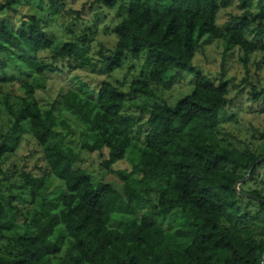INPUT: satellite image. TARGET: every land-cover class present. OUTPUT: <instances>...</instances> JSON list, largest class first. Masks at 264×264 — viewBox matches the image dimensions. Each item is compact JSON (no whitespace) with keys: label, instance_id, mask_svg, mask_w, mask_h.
Segmentation results:
<instances>
[{"label":"trees","instance_id":"trees-1","mask_svg":"<svg viewBox=\"0 0 264 264\" xmlns=\"http://www.w3.org/2000/svg\"><path fill=\"white\" fill-rule=\"evenodd\" d=\"M19 1L0 3V73L11 64L28 80L15 103L3 98L14 122L0 136V160L15 152L25 125L42 149L45 170L20 174L30 198L25 212L0 198V264H264V180L256 175L264 165V128L253 135L254 148L221 141L229 84L215 85L191 66L206 39L222 41L226 51L238 48L246 65L250 54L264 50L246 39L253 22L264 27V6L252 15L248 0H238L242 16L218 28L217 13L235 0H130L99 73L120 69L129 53L144 56L142 79L127 94L107 81L95 90L75 87L42 109L35 91L44 87L43 78L83 70L91 60L84 41L54 52L35 17L11 27L8 13ZM90 1L113 9L120 0ZM44 53L50 61L40 57ZM168 73L191 74L192 91L173 105L139 107L148 130L138 146L136 122L123 113L127 98L158 100L160 87L170 85ZM250 95L264 102V90L252 88ZM63 113L82 127L81 151H106L103 170L112 173L130 153L131 170L113 172L117 187L94 184L88 171L75 168L80 154L64 143L70 124L59 118ZM54 182L60 189L51 194Z\"/></svg>","mask_w":264,"mask_h":264},{"label":"rangeland","instance_id":"rangeland-1","mask_svg":"<svg viewBox=\"0 0 264 264\" xmlns=\"http://www.w3.org/2000/svg\"><path fill=\"white\" fill-rule=\"evenodd\" d=\"M129 1L120 0L115 8L107 9L91 6L90 0H20L15 9L8 13L10 26L14 29L19 28L24 19L35 17L48 38L52 39L54 52L69 41L79 43L84 41L88 49L87 54L91 60L89 67L83 70H65L61 74H49L43 78L44 87L35 91V99L42 109L51 107L67 90L75 87L95 90L101 82L107 81L127 94L129 86L142 79L144 76L142 73L146 71L144 56L133 57L129 53L125 55L124 64L120 69L109 75L99 73L103 67L101 56L111 54L113 51L116 43L113 30L125 17ZM2 2L3 0H0V3ZM239 4L240 2L235 0L229 8L217 13L215 24L218 28L227 27L242 16L244 11L238 8ZM263 6L264 0H248L247 11L255 15ZM246 39L254 45L264 46V27H259L257 22H253ZM40 57L50 61L51 54L44 53ZM241 57L242 53L238 48L226 51L222 41L206 39L197 49L191 66L215 85L221 81L229 84L228 105L221 119L222 129L219 139L236 148L245 146L254 148L258 146V142L252 139L253 135L264 128V113H262L264 102L263 97L254 102L250 92L252 88L257 92L264 90V50L250 54L246 65L241 61ZM4 78L8 81H3ZM164 79L170 85L167 88L160 87L158 90L157 94L161 99L151 102L140 96L127 98L123 113L133 117L136 122L133 141L138 146L144 144L148 130L146 125L148 115L142 113L139 107L161 104L162 101L173 105L179 98L192 91L191 74L168 73ZM25 80L27 77L11 64L7 66L4 75L0 73V136L8 133L14 122L3 105V98L10 96V104L15 103L21 96L20 86ZM59 118L70 124L64 143L80 154V160L75 164V168L88 171L94 184L103 182L117 187L118 178L113 172L131 170V163L127 159L130 153L128 152L126 159L113 165V172L109 173L101 168V163L107 156L106 151L92 154L81 151L79 146L81 125L68 113H63ZM57 130L61 131L60 128ZM19 131L21 138L17 149L0 160V198L10 199L12 206L20 212H25L29 209L30 198L28 191L22 188L20 174L29 172L39 175L45 170V163L42 159V149L31 137L28 127L22 125ZM256 175L258 180H264V165L257 169ZM249 187L254 188L250 185L245 189ZM59 189L60 185L54 182L49 192L54 194ZM262 193L264 194V191Z\"/></svg>","mask_w":264,"mask_h":264},{"label":"water","instance_id":"water-1","mask_svg":"<svg viewBox=\"0 0 264 264\" xmlns=\"http://www.w3.org/2000/svg\"><path fill=\"white\" fill-rule=\"evenodd\" d=\"M264 261V258L262 259V262Z\"/></svg>","mask_w":264,"mask_h":264}]
</instances>
